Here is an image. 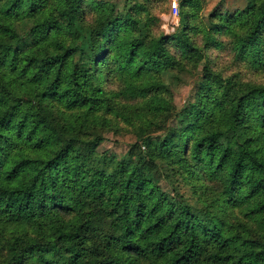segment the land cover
Instances as JSON below:
<instances>
[{"label":"trees","instance_id":"1","mask_svg":"<svg viewBox=\"0 0 264 264\" xmlns=\"http://www.w3.org/2000/svg\"><path fill=\"white\" fill-rule=\"evenodd\" d=\"M180 7L166 34L138 1L0 0V264H264V82L208 55L234 32L264 67V0L213 12L203 46ZM198 62L178 108L166 75Z\"/></svg>","mask_w":264,"mask_h":264},{"label":"rangeland","instance_id":"2","mask_svg":"<svg viewBox=\"0 0 264 264\" xmlns=\"http://www.w3.org/2000/svg\"><path fill=\"white\" fill-rule=\"evenodd\" d=\"M116 3L121 9H123L128 2L135 3L141 2L146 6L147 11L159 17V23L157 24V31L165 32L166 34L177 31V27L174 31L168 33L166 26L171 22V12L173 0H106ZM249 0H200L201 7L197 11V16L194 18L195 24L199 23V28L194 34V38L200 45H204V30H213L210 25L211 14L217 11L234 12L236 10H243L246 8ZM180 7V0H178ZM181 12V7H180ZM147 14L146 11L141 13ZM90 16V15H89ZM181 16V14H180ZM50 17L47 14L44 18L45 21ZM217 20V19H214ZM202 26V27H200ZM170 27V25L168 26ZM204 27V28H203ZM235 30L239 34H242L244 30L236 26ZM216 38L221 42L215 44L208 50V55L212 62L214 69L221 71L226 76H234L238 78L253 79L264 82V67H255L248 60H241L238 58L236 48L234 47V40L237 38L234 32L228 33H215ZM188 71L177 73V77H174L173 72L166 75V81L170 84L173 92L175 103L178 108H181L188 100H193V96L197 88V78L202 73L203 63L198 62L196 64L191 63ZM106 138L101 143V150H111L119 155L127 152L131 143L136 140V135L131 132L130 129H113L105 131Z\"/></svg>","mask_w":264,"mask_h":264},{"label":"built area","instance_id":"3","mask_svg":"<svg viewBox=\"0 0 264 264\" xmlns=\"http://www.w3.org/2000/svg\"><path fill=\"white\" fill-rule=\"evenodd\" d=\"M180 24V7L178 0H173L172 3V12H171V22L170 27L166 26V31L170 33L171 31H174L175 28Z\"/></svg>","mask_w":264,"mask_h":264}]
</instances>
